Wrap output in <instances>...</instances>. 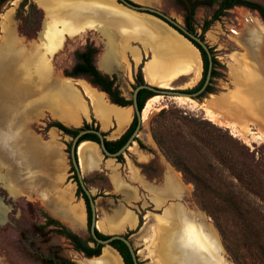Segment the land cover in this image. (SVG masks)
<instances>
[{"label": "rangeland", "instance_id": "374dc122", "mask_svg": "<svg viewBox=\"0 0 264 264\" xmlns=\"http://www.w3.org/2000/svg\"><path fill=\"white\" fill-rule=\"evenodd\" d=\"M109 1L111 3H105L107 0L84 3L80 7L68 9L66 15H51L50 21L55 24L59 22L66 31L73 33L82 29L84 23L89 25L86 22L88 17L102 10L121 19L128 16L159 20L145 13L116 9L113 7L114 0ZM146 1V5L159 9L186 27L185 17L191 12V4L186 3V0L185 4L178 0ZM256 1L264 4V0ZM8 6L14 9H6ZM214 8L215 6H197L193 10V24L198 35L202 34V24L210 18ZM257 17L254 11L234 7L211 24L203 33V40L211 48V56L216 61L215 74L210 78L208 91L197 98H189L192 101L185 103L178 102L175 97L158 95L160 99L154 104L148 121H141L136 139L122 154V159H117L122 165L127 163L138 168L148 179H159L164 170L169 169L180 178L186 188L189 205L202 214L188 215L177 207L171 211L166 210L157 218L156 226L152 227L151 235L156 228L161 238L154 254L149 252L148 246L147 253L143 246H136L140 264H147L149 261L150 264H264V135L261 134H264V50L262 40L250 30L251 27H261ZM45 20L44 12L34 0H0V28L5 24L9 27L17 25L20 35L27 41L37 39ZM124 31L128 36L133 35L129 28ZM129 41L134 46L130 48V55L123 56L122 67L111 74L122 93L128 90L124 94L127 99L131 98L135 77L140 72L146 82L143 67L153 55L152 48L139 35H133ZM92 42L94 43L87 33L69 39L53 59L56 69L64 75L63 70H70L76 61L75 52L84 50ZM41 46L44 51L33 49L26 54L22 49L11 45L4 46V51L0 50V78L5 81V86L15 81L16 71L24 74L25 77L21 78L28 82L30 76L27 78L24 72L28 65L30 68H39V71L43 65L50 67L45 52L57 48L58 42L47 34ZM99 54L98 51L94 59L98 70ZM198 61V76L194 72H183L173 77L167 87L192 89L197 86L204 70L200 51ZM38 79L39 76H33L35 85L30 84L23 96L32 93L33 88L38 85ZM75 79H83L91 84L83 77ZM63 90L62 87H57L51 94L57 91V97L62 103L63 95L65 98L68 95V91ZM17 100L18 97L14 96L7 102L14 103ZM241 103L245 105L242 112L249 117L248 127L251 131L245 136L236 134L231 126L214 123L205 113L206 105H212L224 120L241 128V121L236 116H226L230 113L237 114L236 105ZM30 111L31 109L28 110ZM9 121H6L7 126L0 124V132L6 130L5 140H15L13 135L22 129L23 119L18 116L13 125ZM52 121L57 120L44 116L40 123H34L28 128L48 139L49 129L54 127H48ZM17 122L21 125H17ZM88 123L96 125L93 120ZM24 134L31 137L27 128ZM55 139L64 146L66 152L67 174L63 180L64 186L72 183L77 189L67 150L71 138L60 133ZM134 145L136 149L133 148ZM137 150L148 154L150 161L142 162L136 154ZM2 152L7 157L14 158L12 149L10 151L3 148ZM12 161L16 162L14 159ZM17 167L18 171L13 176L23 186L22 190L12 189L9 175L0 173V264H107L110 254L108 251L100 256L87 258L75 250L68 239L56 232L57 225L49 220L43 201L38 200L40 191L32 188L33 174L30 167ZM61 167L58 165L56 168L57 177ZM126 172V167H120L119 173ZM83 180L87 187L89 185L93 188V198L96 188L100 190L99 194L108 190L103 172L91 173ZM70 187L68 185L64 189L70 191ZM115 200L120 202L119 199ZM143 202L141 205H128L139 215L140 225L143 224L142 215L153 212ZM190 228L196 235L199 233L205 238L211 236V241L214 239L219 251H209L207 240L205 244L197 240L189 231ZM134 232L136 231L132 230L128 233ZM78 235L85 239L90 236L88 232ZM89 244L94 246L92 242Z\"/></svg>", "mask_w": 264, "mask_h": 264}, {"label": "crops", "instance_id": "0c3cea01", "mask_svg": "<svg viewBox=\"0 0 264 264\" xmlns=\"http://www.w3.org/2000/svg\"><path fill=\"white\" fill-rule=\"evenodd\" d=\"M93 1L95 0H48L45 3L34 0L46 17L36 40L27 41L20 35L17 25L9 27L5 24L4 27L0 28L1 51H4V46L7 45L22 49L25 54L33 49L44 51L45 49L42 48L41 42L46 39L47 34H49V37H54L56 42H58L57 48L45 52V57L50 61L49 71H46L48 80L46 83L38 80V85L33 88L32 93L22 96L20 100L21 107L18 115L22 117V123L26 124L31 134L30 139L24 144L22 142L20 150H22L24 156L31 158V162L28 163L26 157L22 156L19 158L18 155H15L14 158H9L0 149V173L3 172L9 175L12 189L22 190L23 186L19 185L20 183L13 175L18 171V165L20 167L29 166L33 174L32 188L40 191L38 200L43 201L47 212L52 217L80 235L87 232L86 206L84 200L76 196V188L72 183L64 186L63 180L67 174L66 152L64 151V146L58 144L55 139L60 133L64 137L69 138L70 136L55 127H51L49 129V138L44 139L40 134L35 133L28 127L34 123H40L44 116L57 120L68 127H80L84 121L90 122L94 120L99 130L105 133V138L110 141L119 139L129 128L135 114L132 106H121L112 103L104 91L92 86L86 80L64 76L60 70L56 69L53 63L55 55L63 50L69 39L80 37L84 33L89 34L94 44L99 48L98 68L102 73L109 75L116 73L122 67L123 56L130 55V48L134 46L130 44L129 39L133 35L128 36L121 28L118 18L109 15L105 10L89 16L86 22L90 24L84 23L82 29L73 33L66 31L60 23L52 24L50 21L51 15L54 16L61 12L62 15H66L68 9L80 7L84 3ZM107 1L105 3H111V1ZM14 2L11 4L14 5ZM112 2H114L113 7L116 9H129L119 4L116 0ZM135 2L142 5L148 4L146 0H137ZM6 9H14V7L8 6ZM129 10L131 11V9ZM257 18L260 20L261 27H251L250 30L254 31L253 33H257L259 40H262V50H264V24L259 17ZM53 29L55 30L53 35L50 32L47 33ZM56 30L60 32H56ZM112 54L115 58L110 57L113 56ZM107 60H110L109 63ZM103 62L104 65H101ZM57 87H62V90L64 88V90L68 91L63 103L59 99H54V94L51 95L54 88ZM127 91L125 90L122 94H126ZM77 99L83 102V107ZM95 101L101 105L100 116L96 114ZM29 109H31L30 112H28ZM118 111H124L129 115L128 120L122 124L121 128L117 118ZM82 143L84 144V151L80 152ZM133 148L136 149L135 145ZM136 154L142 162L150 161L148 154L140 150H137ZM76 156L82 178L94 172H103L106 178L108 190L99 194L100 190L95 187L96 194L94 195L96 228L103 234H124L134 230L136 232L129 235L130 242L135 249H137V245L143 246L144 252L147 253L148 239L151 235L152 227L156 226L157 218L161 217L166 210L171 211L177 207L183 209L188 215L195 213L202 216L196 208L189 205L187 201L188 193L180 178L167 168L161 178L148 179L138 168L131 167L127 163L122 165L118 163L116 158L104 155L99 145L91 140H84L79 143L76 148ZM13 159L17 163L12 161ZM58 165L62 167L59 169L60 175L57 177L56 168ZM120 167H126L127 172L125 174L119 173ZM68 185L71 186L70 191L64 189ZM88 189L92 193L93 188L88 185ZM67 192L69 193L68 195ZM115 198L119 199L120 202H117ZM142 202L143 205L146 204L145 206L151 208L153 212L150 211V214L142 215L143 224L140 225L139 215L136 211L130 209L128 205L132 203L141 205ZM76 208L79 209L78 216H76ZM139 234H141L140 237ZM106 250L118 254L110 246L103 247L102 254ZM138 251L136 250L137 255ZM147 264H150V261Z\"/></svg>", "mask_w": 264, "mask_h": 264}, {"label": "bare ground", "instance_id": "6f19581e", "mask_svg": "<svg viewBox=\"0 0 264 264\" xmlns=\"http://www.w3.org/2000/svg\"><path fill=\"white\" fill-rule=\"evenodd\" d=\"M60 10H63V9H60ZM61 13H58V14H61ZM125 18L126 19L118 18V21L121 24V28H123V30L125 28H129L130 32L133 33V35H139L140 39L146 40V45L152 48V51H153L152 58L149 59L143 67L144 78L146 79L145 81L148 84L161 87V88H166L170 84V80L173 77L180 75L183 72L184 73L194 72L195 75L197 74L198 76V72H199L198 49L192 43H190V41L184 38L177 31L175 32L173 28L171 29V27L163 23V21L161 22L160 19H159L160 21L159 20L157 21V20H151V19L131 18L128 16H126ZM52 24H55V23L52 22ZM54 31L55 30L53 29V30H50L49 32L51 35H53ZM50 44L52 45L53 43H50ZM36 53L38 52L36 51ZM107 61L109 63L110 60H107ZM26 68L27 69L24 72L27 78H29L30 76L29 78L30 80H28L29 83L21 78V77H25V75L22 73H18V71H16L17 78H15V81L11 83L10 85L5 86L4 84L5 81L3 82V79L0 78V124H3L4 126L8 125V123L6 122L7 120H10L9 122L11 125H13V123L16 124L15 121L17 120V117L19 116L18 112L20 110L19 108L21 107L20 106L21 97L24 95L26 90L29 89L28 86L30 84L35 85V81H33V76H36V75L39 76L38 80H42L43 83H46V81L48 80L47 79L48 77L46 76V73H47L46 71H49V68H50L48 65H43V68H41L40 71H39V68H35V66H32L30 68V65H28ZM38 71L39 73H37ZM169 87H172V86H169ZM31 88L32 87H30V89ZM12 96L18 97V100L14 103H8L7 100L13 98ZM173 97H175L180 103L192 101V100H189V97L187 98L186 96H173ZM53 98L59 99L57 97V91L53 95ZM64 98L65 97L63 95L62 101L64 100ZM159 99H160V96L154 95L146 101L141 111V117H142L143 123L148 121L150 117V113L153 109V106ZM78 102L83 107V102L80 101L79 99H78ZM243 106L245 105L242 103L236 105L238 109L237 114L230 113L231 115L230 114L226 115L229 118L230 116H233V117L236 116L241 121V122L239 121L242 124L241 128H237L234 124L224 120L221 114L214 111L212 105H206L205 113L207 117L214 123L231 126L232 129L236 132V134L245 136V134L251 133V131H250V128L248 127L249 117L247 116V114L242 112ZM94 107H95L96 114L100 116L101 115L100 103L95 101ZM9 110H11V112H9ZM117 114H118L117 118L119 120V124L121 128L122 124H124L128 120L129 115L124 111H118ZM17 125H21V124L18 123ZM21 126H23L22 129L19 130L17 134L15 133L13 135V138H15V140L13 139L5 140L6 130L0 132V147L2 146L0 149L3 150V148H5L10 151L12 149L13 151L12 154L14 157L15 155H18L19 157H22V156L26 157L22 154V150H20V148H21L22 142L24 144L28 139H30V137L28 136V134H24L26 132L27 126L25 124ZM16 129H18V127H16ZM261 134L264 135L263 133ZM83 143L81 144L80 152L84 151ZM8 144L10 145L8 146ZM26 158H27V162L30 163L31 158L30 157L29 158L26 157ZM78 215H79V209L76 208V216ZM191 230L192 229L190 228L189 231L193 234V237H195L197 240H200L203 244H205L206 243L205 241L207 240L210 246V248L208 246L209 251H213L214 249L218 250L217 243L214 241V239L211 241V238H212L211 236L209 238H205L202 234L198 233L199 235L198 234L196 235L193 233V230L192 231ZM148 241H149L148 242L149 252L154 254V252L157 250L159 242L161 243L160 233L156 228L153 229L151 238ZM107 251L108 250H106L105 253ZM108 252L110 254L108 258L109 261L107 264H123L122 259L119 254L115 252H110V251Z\"/></svg>", "mask_w": 264, "mask_h": 264}, {"label": "trees", "instance_id": "16d2710c", "mask_svg": "<svg viewBox=\"0 0 264 264\" xmlns=\"http://www.w3.org/2000/svg\"><path fill=\"white\" fill-rule=\"evenodd\" d=\"M178 1H180L182 4H185L184 3L185 0H178ZM186 3L191 4L190 5L191 12L185 17V23H186L185 25H186V28L190 32L195 33V34L197 33L195 32L194 24H193V14H194L193 10L197 6H207V7L215 6L210 18L206 19L202 24V27H201L202 34L199 35L202 40H203V33H205V31L208 30L211 24L214 21L218 20L221 16H224L227 10L232 9L235 6H242V7L248 8L251 11L256 12L258 16L260 17V19L262 20V22L264 23V4L256 0H186ZM197 47L200 49V52H201L204 70H203L202 78L200 79L199 83L194 88L189 89L190 91H196L202 86L205 80L206 74H207L208 66H209V60H208L207 54L198 45ZM209 50H210V53L212 54L210 47H209ZM97 53H98V49L93 44L86 45L84 50L76 51L75 52L76 61L70 70H67V69L63 70L64 75L68 77H74V78H77V77L86 78L93 86L104 91L108 95L109 100L112 103H115L121 106L131 105L132 104L131 99H125L123 96H121L118 86L115 85V78L112 76L110 77L106 74H102L96 68L94 64V58ZM211 61H212V68H211V77H212L213 74H215L214 64L216 63L215 59L212 56H211ZM137 82L140 84L144 83L141 72L137 76ZM208 86L209 84L206 87V92L209 89ZM153 94L154 93H152L151 91L147 89H141L138 92V107L141 109L144 101ZM139 98L141 99L139 100ZM137 124H138L137 117L134 116L129 128L119 139L115 141L104 140L105 146L108 149V151L112 153L118 151L126 143L127 139L130 137V135L133 133V131L137 127ZM51 126L57 127L63 133L68 134L72 137H74L80 130H83V129H91V130L99 131V127L97 124L92 125L86 121H84L82 126L80 127H68L59 121H52L50 124H48V127H51ZM102 134L104 135V133ZM84 140H91L97 143L99 142L97 135H95L94 133H86L79 138V142L84 141ZM139 144L141 147H143L142 143L139 142ZM67 150H69V148ZM117 159L121 160L122 154L117 156ZM71 171L72 172L74 171L73 167H71ZM74 179L75 181H77V177L75 174H74ZM76 194L77 195L81 194L85 201L86 212H87V226H88V229H90L92 218H91V209H90L89 201L87 197L85 196V194H83L80 186H78ZM47 216L52 223L57 225L58 229H56V232L58 234L63 235L66 239H68V241L73 246V248L81 252L82 254H84L85 257L98 256L102 253L101 251L102 245L95 243L91 236H89V238L87 239L82 238L81 236L73 232L70 228H68L63 223H61L59 220L51 217L49 214H47ZM95 232L99 238L107 239L109 237V235L102 234L96 229H95ZM125 236L127 237L128 234H126ZM89 242H94V246H91ZM111 246L114 247L119 252L121 257L123 258L124 264H133L130 253L126 245L122 241L113 240L111 242Z\"/></svg>", "mask_w": 264, "mask_h": 264}, {"label": "water", "instance_id": "95a60500", "mask_svg": "<svg viewBox=\"0 0 264 264\" xmlns=\"http://www.w3.org/2000/svg\"><path fill=\"white\" fill-rule=\"evenodd\" d=\"M116 1L119 4L125 6V7L129 8L133 11H136L138 13H145L147 15H151L153 17L160 19L161 21L166 23L168 26L173 28L175 31H177L179 34H181L188 41H190V43H192L198 49V51H200V49L197 47V45L200 48H202L205 51V53L207 54V57L209 60V66H208V70H207L205 80H204L202 86L196 91H190L189 89H177L174 87L161 88V87L150 85L147 82H144L143 84L138 85L131 93V98L133 101L132 107L134 109L135 116L137 117L138 124H137L136 129L132 133V135L127 140V142L118 151H116L114 153L108 151V149L106 148L105 143H104V137L100 131L91 130V129H83V130H80L74 137H72L71 148H70V161H71L72 166L75 169V172L77 175V180H78V185L81 187V189L83 190L84 194L86 195V197L88 198V201H89V205H90V209H91V218H92L91 227L89 229L90 236L92 237L94 242L101 244L103 246H110L111 247V242L113 240L122 241L126 245L128 251L130 253L133 264H139L136 251H135L132 243L130 242V240L127 237H125L124 235H121V234H112L107 239H102L96 235V232H95V229H96V206H95V202H94L89 190L87 189V187L83 181L82 175L79 171L78 159L76 156V148L80 143L79 138L86 133H94L95 135H97V137L99 139L98 145H99L100 149L102 150V152L104 153V155H107V156L113 157V158H117V156H119L120 154H123L125 152V150L131 145V143L134 141V137L137 136V134L140 130V127H141V121H142L141 111H142L143 107L141 109L138 107V103H137L138 91L140 89H147V90L151 91L152 93H154L153 96L154 95L171 96V97H173V96H186L189 98H197L206 92V87L209 84V81L211 78L212 61H211V53H210L209 47L205 43V41L202 40L199 35L190 32L185 26H183L182 24L177 22L175 19H173L168 14H166V13H164V12L160 11L159 9L154 8V7H150L148 5L138 4L132 0H116Z\"/></svg>", "mask_w": 264, "mask_h": 264}, {"label": "flooded vegetation", "instance_id": "af4514ba", "mask_svg": "<svg viewBox=\"0 0 264 264\" xmlns=\"http://www.w3.org/2000/svg\"><path fill=\"white\" fill-rule=\"evenodd\" d=\"M235 7H242V6H235ZM234 8V7H233ZM232 8V9H233ZM242 8H245V7H242ZM245 9H248V8H245ZM257 14V13H256ZM258 15V14H257ZM259 17V16H258ZM260 18V17H259ZM262 21V20H261ZM164 23V22H163ZM166 24V23H165ZM264 24V23H263ZM198 35V34H197ZM92 44L98 49V51H99V48L92 42ZM97 55V54H96ZM96 55H95V58H96ZM94 58V59H95ZM94 64H95V60H94ZM103 74H106V73H103ZM106 75H108V76H110L111 77V75H109V74H106ZM138 85H141L140 83H138L137 82V76L135 77V82L133 83V90L138 86ZM118 89H119V87H118ZM120 90V94H121V96H123L124 98H125V96L122 94V92H121V89H119ZM132 90V91H133ZM141 90V89H140ZM139 90V91H140ZM138 91V92H139ZM153 95H151V96H149L147 99H149L150 97H152ZM140 97H141V95H140ZM125 99H127V98H125ZM131 100H132V98H130ZM141 98H139V100H140ZM132 103H133V101H132ZM137 103H138V93H137ZM118 105V104H117ZM130 106H132V104L130 105ZM143 107V106H142ZM134 116H135V114H134ZM136 129V128H135ZM100 131V130H99ZM101 132V131H100ZM134 132V131H133ZM101 133H103V132H101ZM65 134V133H64ZM66 135H68V134H66ZM103 135V134H102ZM132 135V134H131ZM130 135V136H131ZM68 136H70V135H68ZM103 137H104V140H107V141H110V140H108V139H106L105 138V133H104V135H103ZM137 137V136H136ZM136 137H134V139L136 138ZM70 138H71V141H72V136H70ZM129 139V138H128ZM127 139V140H128ZM82 142V141H81ZM127 142V141H126ZM97 143V142H96ZM99 143V142H98ZM97 143V144H98ZM132 144V143H131ZM130 147V146H129ZM70 148H71V143H70V145H69V150H68V155H69V159H70ZM104 154V153H103ZM117 159V158H116ZM70 163H71V161H70ZM71 167H73L72 166V164H71ZM73 169H74V167H73ZM72 172V171H71ZM76 175V172H75V169H74V171H73V175ZM76 177H77V175H76ZM74 178V177H73ZM84 181V180H83ZM85 183V182H84ZM85 185H86V183H85ZM78 180L76 181V187L78 188ZM86 187H87V185H86ZM81 188V187H80ZM87 189H88V187H87ZM82 190V189H81ZM89 190V189H88ZM76 192H77V189H76ZM76 192H75V194H76ZM82 192H83V190H82ZM89 192H90V190H89ZM83 194H84V192H83ZM90 194H91V192H90ZM76 196L78 197V195L76 194ZM82 199H83V197H82V195L80 194L79 195ZM86 196V195H85ZM91 196H92V194H91ZM92 198H93V196H92ZM88 199V198H87ZM84 200V199H83ZM93 200H94V198H93ZM84 203H85V201H84ZM86 206V205H85ZM87 213V212H86ZM54 218V217H53ZM66 226V225H65ZM69 228V227H68ZM96 230H97V228H96ZM87 232L89 233V229H88V226H87ZM101 233V232H100ZM77 234V233H76ZM103 234V233H102ZM126 234H128V236H127V238L129 239V233L127 232ZM89 235H90V233H89ZM106 235V234H105ZM121 235H123V234H121ZM110 236V235H109ZM125 236V235H124ZM126 237V236H125ZM90 243V242H89ZM93 244H94V242H92ZM96 243V242H95ZM103 245H102V249H103ZM112 247V246H111ZM114 250H116L114 247H112ZM102 249H101V251H102ZM135 249V248H134ZM117 251V250H116ZM135 251H136V249H135ZM118 252V251H117ZM102 254V253H101ZM100 254V255H101ZM118 254H119V252H118ZM100 255H98V256H100ZM120 255V254H119ZM93 257H97V256H93ZM120 257H121V255H120ZM87 258H91V257H87ZM138 258V257H137ZM121 259H122V262L124 263V261H123V258L121 257ZM132 259V258H131ZM133 262V261H132ZM138 263H139V261H138ZM140 264V263H139Z\"/></svg>", "mask_w": 264, "mask_h": 264}]
</instances>
